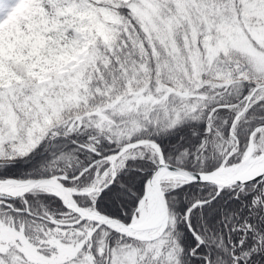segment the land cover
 Wrapping results in <instances>:
<instances>
[{
    "label": "snow or ice",
    "instance_id": "1",
    "mask_svg": "<svg viewBox=\"0 0 264 264\" xmlns=\"http://www.w3.org/2000/svg\"><path fill=\"white\" fill-rule=\"evenodd\" d=\"M0 264H264V0H0Z\"/></svg>",
    "mask_w": 264,
    "mask_h": 264
}]
</instances>
